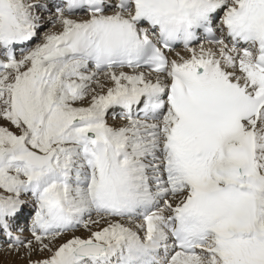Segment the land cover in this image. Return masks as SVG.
Segmentation results:
<instances>
[{"label": "snow or ice", "instance_id": "6c2138e0", "mask_svg": "<svg viewBox=\"0 0 264 264\" xmlns=\"http://www.w3.org/2000/svg\"><path fill=\"white\" fill-rule=\"evenodd\" d=\"M0 252L264 264V0H0Z\"/></svg>", "mask_w": 264, "mask_h": 264}, {"label": "rangeland", "instance_id": "374dc122", "mask_svg": "<svg viewBox=\"0 0 264 264\" xmlns=\"http://www.w3.org/2000/svg\"><path fill=\"white\" fill-rule=\"evenodd\" d=\"M0 264H26V261L20 260L16 256H9L4 252H0Z\"/></svg>", "mask_w": 264, "mask_h": 264}]
</instances>
